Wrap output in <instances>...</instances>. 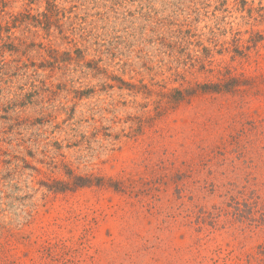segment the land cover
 <instances>
[{"label":"rangeland","instance_id":"374dc122","mask_svg":"<svg viewBox=\"0 0 264 264\" xmlns=\"http://www.w3.org/2000/svg\"><path fill=\"white\" fill-rule=\"evenodd\" d=\"M0 264H264V0H0Z\"/></svg>","mask_w":264,"mask_h":264},{"label":"trees","instance_id":"16d2710c","mask_svg":"<svg viewBox=\"0 0 264 264\" xmlns=\"http://www.w3.org/2000/svg\"><path fill=\"white\" fill-rule=\"evenodd\" d=\"M78 179V181H79V183L77 182V185L78 186H85V185H88L89 183H91L89 180H86L85 178H83V177H78L77 178ZM80 181H82L81 183H80Z\"/></svg>","mask_w":264,"mask_h":264}]
</instances>
